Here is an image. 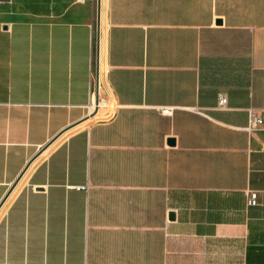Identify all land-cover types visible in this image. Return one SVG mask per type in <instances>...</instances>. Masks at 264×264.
Returning a JSON list of instances; mask_svg holds the SVG:
<instances>
[{"label":"crops","instance_id":"obj_1","mask_svg":"<svg viewBox=\"0 0 264 264\" xmlns=\"http://www.w3.org/2000/svg\"><path fill=\"white\" fill-rule=\"evenodd\" d=\"M96 30L0 1V264H264V0H101L98 88Z\"/></svg>","mask_w":264,"mask_h":264},{"label":"built area","instance_id":"obj_2","mask_svg":"<svg viewBox=\"0 0 264 264\" xmlns=\"http://www.w3.org/2000/svg\"><path fill=\"white\" fill-rule=\"evenodd\" d=\"M227 106V96L225 94H220L218 96V102H217V108L223 109L226 108ZM92 110L86 116L83 121L86 123H90L92 121L93 117H99L103 116L106 117L108 116L112 110H113V104L112 103H106V101L99 99L96 102L92 103ZM101 108H106L105 112H101L100 114L99 111ZM96 109V111H95ZM192 110L198 114H204L203 111L199 107H194ZM95 111V112H94ZM162 113H170L171 109L169 107H163L161 109ZM264 124V113L260 114L257 113L254 110H249V115H248V120L247 124L244 127V130L251 132L256 129H258L260 126ZM258 204V193L255 191H248L247 192V205L248 206H256Z\"/></svg>","mask_w":264,"mask_h":264},{"label":"water","instance_id":"obj_3","mask_svg":"<svg viewBox=\"0 0 264 264\" xmlns=\"http://www.w3.org/2000/svg\"><path fill=\"white\" fill-rule=\"evenodd\" d=\"M0 1H7V0H0ZM100 9H101V0H97V30H96V87L98 88V76H99V45H100ZM218 23H220V21H218ZM98 100V96L97 99ZM96 111V109H95ZM94 111V112H95ZM36 158V156H35ZM34 158V159H35ZM33 159V160H34ZM31 160L29 162V164L26 166L25 170L27 169V167L30 165V163L33 161ZM13 189V188H12ZM11 191V190H10ZM10 193V192H9ZM9 193L5 196V198L3 199V201L0 204V208L3 205V203L5 202L6 198L8 197ZM171 218H173V216L171 215Z\"/></svg>","mask_w":264,"mask_h":264}]
</instances>
